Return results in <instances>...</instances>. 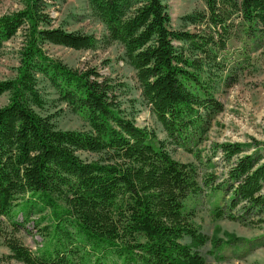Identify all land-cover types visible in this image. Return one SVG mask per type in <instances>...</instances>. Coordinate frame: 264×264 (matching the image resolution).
I'll return each instance as SVG.
<instances>
[{
	"label": "trees",
	"instance_id": "obj_1",
	"mask_svg": "<svg viewBox=\"0 0 264 264\" xmlns=\"http://www.w3.org/2000/svg\"><path fill=\"white\" fill-rule=\"evenodd\" d=\"M23 7L0 16V51L20 30L23 46L15 76L0 80V259L21 264H205L207 243L186 202L201 191L197 166L171 157L167 145L194 154L204 121L220 104L209 92V71L235 37L264 45V0H203L205 10L183 21L196 32L171 27L164 0H87L104 27L101 39L50 26L46 0H21ZM118 44L134 70L143 101L165 139L136 124L117 100L116 86L94 67L72 68L44 44L94 50ZM206 74V76H204ZM49 102L81 118V129H60L45 111ZM202 111V112H201ZM248 147L250 153H244ZM229 165L216 182L202 177L211 193L228 201L217 219L264 212V144L213 143ZM83 154L90 156L83 157ZM211 164L210 158L206 159ZM239 207L241 214L234 216ZM35 250L17 236L31 233ZM185 239L188 242L183 243Z\"/></svg>",
	"mask_w": 264,
	"mask_h": 264
},
{
	"label": "rangeland",
	"instance_id": "obj_2",
	"mask_svg": "<svg viewBox=\"0 0 264 264\" xmlns=\"http://www.w3.org/2000/svg\"><path fill=\"white\" fill-rule=\"evenodd\" d=\"M167 5L171 27L179 30L185 28L196 32L199 27L188 25L183 19L194 12L205 10L203 0H164ZM46 12L50 17V26L66 31H79L91 34L98 39L104 35V27L91 12L87 0H46ZM23 7L21 0H0V16ZM235 29V37L226 44V49L218 53L220 68L205 67L209 71L207 83L210 95L220 104V110L211 112L204 121L201 142L194 147L200 152L201 162L182 149L167 145L171 157L179 162H191L197 166L201 191L186 202V209L194 213L193 222L199 230L210 238L219 240V249L214 250L210 243L201 248L205 264H264V212L238 219L214 216V209L223 206L228 197L222 193H211L202 185V177L214 174L220 182L226 176L229 165L220 152L213 151V143L252 144L253 140L264 144V45L257 47L250 43L246 52L242 50L245 38ZM23 31L5 42L0 51V80L15 76L19 52L23 46ZM44 50L72 68L94 67L116 86L117 100L125 113L132 115L136 124L153 130L160 140L165 139L160 125L156 122L150 109L143 101L135 79L134 70L123 59V51L116 44L103 43L94 50H73L59 45L44 44ZM206 76V74L204 75ZM39 88L48 101L45 111L53 118L60 129H81V118L69 112L64 105L49 102L54 98L53 92L43 86ZM8 101V94L0 96V107ZM202 112V111H201ZM251 147L244 150L250 153ZM83 157L88 156L83 154ZM90 156H88V159ZM210 158L211 164L206 159ZM234 216L241 214L237 207ZM31 218L26 225L31 233L20 232L17 236L24 245L35 250L40 242L33 228ZM188 242V239L182 241ZM8 253L0 244V257ZM0 264H21L14 260L0 259Z\"/></svg>",
	"mask_w": 264,
	"mask_h": 264
}]
</instances>
